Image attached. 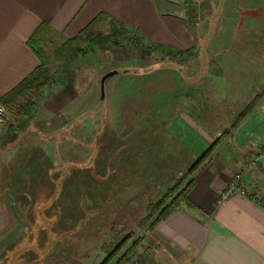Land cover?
Listing matches in <instances>:
<instances>
[{
    "label": "rangeland",
    "instance_id": "obj_1",
    "mask_svg": "<svg viewBox=\"0 0 264 264\" xmlns=\"http://www.w3.org/2000/svg\"><path fill=\"white\" fill-rule=\"evenodd\" d=\"M173 1L169 9L199 35L194 50L151 51L127 28L143 46L83 41L86 53L65 63L55 60V39L54 85L34 93L36 110L0 102V264H103L127 238L121 252L133 251L121 264H149L150 206L212 145L200 167L227 139L239 144L256 119L264 122V112L252 113L264 104V0ZM114 26L104 18L94 34ZM112 70L101 98V77ZM197 131L212 141L198 157ZM143 136L156 144L135 154L129 145ZM242 154L229 184L264 172V140Z\"/></svg>",
    "mask_w": 264,
    "mask_h": 264
},
{
    "label": "crops",
    "instance_id": "obj_2",
    "mask_svg": "<svg viewBox=\"0 0 264 264\" xmlns=\"http://www.w3.org/2000/svg\"><path fill=\"white\" fill-rule=\"evenodd\" d=\"M174 2L0 0V97L19 85L38 66L39 58L29 41L43 26L51 31L49 41L56 39L62 43L77 36L104 13L148 42L183 52L194 50L199 35L179 11L169 9ZM260 111L264 112V104L252 113L256 115ZM252 126L241 137L239 144L242 146L236 138L227 139L193 174L194 182L187 202L163 217L146 238L144 249L150 247L152 253L149 264H264V207L239 193L219 200L221 191L227 188L241 164L244 146L255 147L264 140L263 120L256 119ZM195 135V147L191 150L198 157L212 141L208 134L197 131ZM189 136L191 146L193 137ZM205 142L209 144L208 148ZM229 144L233 148L218 157ZM154 145L143 136L142 140L129 146L140 155ZM159 149L153 150V154ZM261 156L264 159V154ZM244 181L248 189L264 196V172L254 170L245 175Z\"/></svg>",
    "mask_w": 264,
    "mask_h": 264
},
{
    "label": "trees",
    "instance_id": "obj_3",
    "mask_svg": "<svg viewBox=\"0 0 264 264\" xmlns=\"http://www.w3.org/2000/svg\"><path fill=\"white\" fill-rule=\"evenodd\" d=\"M110 19L115 23L113 33L108 35H102L101 37L94 34L95 28L98 26L102 20ZM51 31L48 27L43 26L31 37L29 45L35 54L40 60V64L14 89L6 93V95L0 98V102H3L11 110L19 109L23 110L24 114L33 113L37 107L32 98L34 93H38V90L41 86L45 85H54V75L50 72V64L48 63L51 55L49 43L52 40H48L50 37ZM144 39V38H143ZM131 41L135 43L134 45H142L143 40L136 36H131L128 32L127 26L118 20L110 17L106 14H100L95 18L87 27H85L77 36L67 39L61 44L55 46L53 49L55 60L61 62L62 60L65 63H69L71 59H75L78 55H84L87 48L81 46L83 41H87L88 48L95 46L100 43H109L116 44L119 47L122 46L121 41ZM145 44L147 48L151 51L156 50L163 54H170L175 52L174 48L165 46L163 44L151 43ZM54 77V78H53ZM217 144L212 145L197 161L185 172L182 173L180 178L177 179L176 183L170 187L167 192H165L161 198L154 202L150 206V213L146 219L144 225L148 228L149 234L154 230L156 224L170 212L178 208L181 203L188 197L190 190L193 186L194 179L191 178L193 174L197 171L203 161L212 153ZM137 154L139 152L136 151ZM191 178V179H190ZM145 238L148 236L144 235ZM129 238L122 241L115 247V250L111 252L109 257L104 261L103 264H108L111 259L116 258L118 255H121V262H126L128 256L133 251V247H128L123 253L121 250L128 243ZM120 252L122 254H120ZM15 264H18L16 262Z\"/></svg>",
    "mask_w": 264,
    "mask_h": 264
},
{
    "label": "built area",
    "instance_id": "obj_4",
    "mask_svg": "<svg viewBox=\"0 0 264 264\" xmlns=\"http://www.w3.org/2000/svg\"><path fill=\"white\" fill-rule=\"evenodd\" d=\"M264 168V166H263ZM243 177L240 174H237V176L234 178V180L228 185V188L225 189L224 191H222L220 193V197L219 200H222L226 197H228L230 194L232 193H239L243 196H246L250 199H252L255 203L262 205L264 207V197L259 194V193H255L252 190L248 189L247 186L243 183ZM144 257L147 258V256L152 255L151 251H150V247H146L144 249ZM134 264H140L138 262V260H135ZM144 264V263H143Z\"/></svg>",
    "mask_w": 264,
    "mask_h": 264
},
{
    "label": "water",
    "instance_id": "obj_5",
    "mask_svg": "<svg viewBox=\"0 0 264 264\" xmlns=\"http://www.w3.org/2000/svg\"><path fill=\"white\" fill-rule=\"evenodd\" d=\"M118 70H112V71H109L107 72L106 74H104L102 77H101V80H100V87H101V98L104 97V93H105V85H106V81L109 77L111 76H114L115 74H118Z\"/></svg>",
    "mask_w": 264,
    "mask_h": 264
}]
</instances>
